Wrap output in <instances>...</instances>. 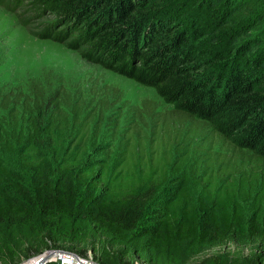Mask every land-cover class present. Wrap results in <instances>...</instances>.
<instances>
[{"label": "trees", "instance_id": "16d2710c", "mask_svg": "<svg viewBox=\"0 0 264 264\" xmlns=\"http://www.w3.org/2000/svg\"><path fill=\"white\" fill-rule=\"evenodd\" d=\"M0 4L25 26L36 13L59 15L64 26L81 24L67 45L174 104L151 112L149 121L140 114L120 133L112 169L109 158L84 168L97 136L81 119V106L69 112L56 101L51 108L41 90L25 99L0 92V232L27 223L36 209L47 217L74 216V188L46 175L49 158L53 171H74L88 189L80 214L107 237L126 239L159 200L142 231L152 247L264 245V0ZM35 34L61 41L66 32L47 25ZM218 138L226 151L216 150ZM17 145L21 163L36 174L34 192L4 161ZM171 181L176 189L163 197Z\"/></svg>", "mask_w": 264, "mask_h": 264}, {"label": "rangeland", "instance_id": "374dc122", "mask_svg": "<svg viewBox=\"0 0 264 264\" xmlns=\"http://www.w3.org/2000/svg\"><path fill=\"white\" fill-rule=\"evenodd\" d=\"M58 16L36 13L29 18V26H25L16 12L0 4V92L11 98L25 99L36 96V90H41L44 102L51 108L56 101L69 112L74 106H81V119H88L97 136L90 141L89 156L83 167L89 168L109 158L112 169L119 154L120 133L139 120L140 114L149 121L151 112L169 111L174 104L165 101L154 88L87 59L80 46L67 45L70 32L81 24L64 26ZM47 25H51L55 33L66 32L64 40L35 34ZM3 115L0 107V120ZM215 144L219 151H226L228 147L224 138L216 139ZM20 152L21 147L17 145L13 152L3 154L4 161L34 192L36 174L23 166ZM55 166L48 158L46 175L51 174L55 180L65 181L74 188V216L47 217L36 209L35 217L27 223L5 226L0 232V264H24L50 251L54 253L49 255L48 261L61 254L78 257L75 259L83 263L88 260L97 264H264L263 244L212 247L180 243L152 247L142 231L145 224L154 221L161 206L159 200L148 206L142 226L126 239L107 237L80 214V202L87 196L88 189L74 178V171L62 175L53 171ZM176 184L171 181L163 197H168Z\"/></svg>", "mask_w": 264, "mask_h": 264}, {"label": "built area", "instance_id": "2783aa9c", "mask_svg": "<svg viewBox=\"0 0 264 264\" xmlns=\"http://www.w3.org/2000/svg\"><path fill=\"white\" fill-rule=\"evenodd\" d=\"M62 264H97V263H94L92 261H88V260H85V263H83L82 261L80 260H76L75 258H78V257H73V256H66V255H61V254H58V257H57Z\"/></svg>", "mask_w": 264, "mask_h": 264}, {"label": "water", "instance_id": "95a60500", "mask_svg": "<svg viewBox=\"0 0 264 264\" xmlns=\"http://www.w3.org/2000/svg\"><path fill=\"white\" fill-rule=\"evenodd\" d=\"M54 253V251H50V253L48 254V253H44L39 259H37L36 260V262L35 263H33V264H41V263H43V261L44 262H46V261H48V258H50V256H51V254H53ZM50 255V256H49ZM49 256V257H48ZM33 259V258H32ZM32 259H29V260H32ZM28 260V261H29Z\"/></svg>", "mask_w": 264, "mask_h": 264}, {"label": "bare ground", "instance_id": "6f19581e", "mask_svg": "<svg viewBox=\"0 0 264 264\" xmlns=\"http://www.w3.org/2000/svg\"><path fill=\"white\" fill-rule=\"evenodd\" d=\"M39 259V258H34L32 260H29L28 262L24 263V264H33L36 262V260Z\"/></svg>", "mask_w": 264, "mask_h": 264}]
</instances>
